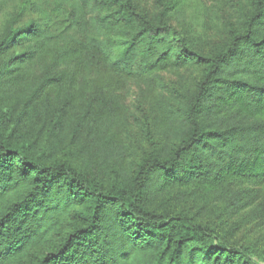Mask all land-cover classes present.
<instances>
[{
  "label": "trees",
  "instance_id": "trees-1",
  "mask_svg": "<svg viewBox=\"0 0 264 264\" xmlns=\"http://www.w3.org/2000/svg\"><path fill=\"white\" fill-rule=\"evenodd\" d=\"M0 264H264V0H0Z\"/></svg>",
  "mask_w": 264,
  "mask_h": 264
},
{
  "label": "rangeland",
  "instance_id": "rangeland-1",
  "mask_svg": "<svg viewBox=\"0 0 264 264\" xmlns=\"http://www.w3.org/2000/svg\"><path fill=\"white\" fill-rule=\"evenodd\" d=\"M207 4L210 6L216 5L219 0H206ZM215 9H219L218 7H215ZM165 80L167 82L172 80V77L167 75L165 76ZM138 93L139 89L137 85H133L129 90L125 91L122 93V102L127 105L129 108L133 107L135 104H137V99H138Z\"/></svg>",
  "mask_w": 264,
  "mask_h": 264
}]
</instances>
